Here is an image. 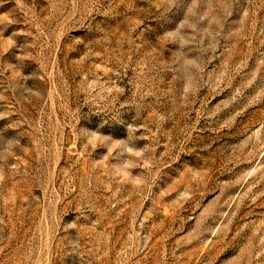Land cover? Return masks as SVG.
I'll use <instances>...</instances> for the list:
<instances>
[{
	"label": "rangeland",
	"instance_id": "obj_1",
	"mask_svg": "<svg viewBox=\"0 0 264 264\" xmlns=\"http://www.w3.org/2000/svg\"><path fill=\"white\" fill-rule=\"evenodd\" d=\"M0 264H264V0H0Z\"/></svg>",
	"mask_w": 264,
	"mask_h": 264
}]
</instances>
